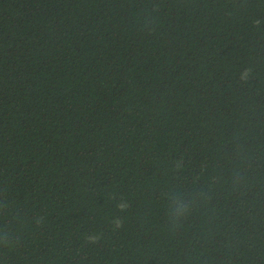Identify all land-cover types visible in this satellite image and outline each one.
<instances>
[{"label":"trees","instance_id":"1","mask_svg":"<svg viewBox=\"0 0 264 264\" xmlns=\"http://www.w3.org/2000/svg\"><path fill=\"white\" fill-rule=\"evenodd\" d=\"M5 226L0 264H264V0H0Z\"/></svg>","mask_w":264,"mask_h":264},{"label":"clouds","instance_id":"2","mask_svg":"<svg viewBox=\"0 0 264 264\" xmlns=\"http://www.w3.org/2000/svg\"><path fill=\"white\" fill-rule=\"evenodd\" d=\"M247 71L242 74V79L247 77ZM167 200L169 201V207L167 209L169 218L173 222H178L182 217H184L190 210L191 197L186 196V194L180 190L170 192L167 195ZM9 230L7 227L0 228V243L7 244Z\"/></svg>","mask_w":264,"mask_h":264}]
</instances>
